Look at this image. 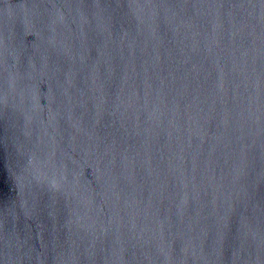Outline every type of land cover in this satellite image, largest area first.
Masks as SVG:
<instances>
[{"label":"water","instance_id":"obj_1","mask_svg":"<svg viewBox=\"0 0 264 264\" xmlns=\"http://www.w3.org/2000/svg\"><path fill=\"white\" fill-rule=\"evenodd\" d=\"M0 264H264V0H0Z\"/></svg>","mask_w":264,"mask_h":264}]
</instances>
